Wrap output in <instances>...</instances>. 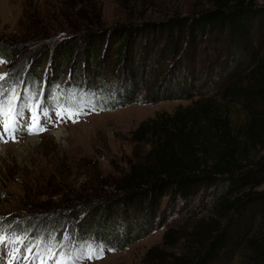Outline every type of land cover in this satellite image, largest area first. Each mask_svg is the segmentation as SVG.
I'll return each mask as SVG.
<instances>
[{
    "label": "rangeland",
    "instance_id": "1",
    "mask_svg": "<svg viewBox=\"0 0 264 264\" xmlns=\"http://www.w3.org/2000/svg\"><path fill=\"white\" fill-rule=\"evenodd\" d=\"M254 1L258 8L264 9V0ZM65 2L0 0L1 42L30 35L37 37V34L44 33L50 35V39H62L71 35L75 27L94 29L99 26L113 29L146 21H165L176 13L189 16L199 9L197 0H85L86 5L81 14L85 18H82L68 9ZM66 14L72 17L69 23V18L65 20ZM238 39L231 34V30L220 27L202 43L189 42L177 53L174 39L166 34L150 40L148 48H144L143 42L139 40L124 64L116 62V40L109 44L110 50L105 56L102 52L90 55L83 50L85 42H78L74 58H66L65 53L63 58L56 56L46 61L40 69L38 65L29 66L31 74L23 76L12 85L4 86L8 90L5 95H10L12 89L23 99L38 95V102L45 108L52 106L51 109H45L51 120L45 123L41 116V125L46 130L38 134L24 131L15 140L11 137L6 138L7 142L0 140V227L10 219L18 222L37 207H59L63 199L72 198L69 197L72 190L85 196L98 192L101 198L96 200L97 206L104 205V208H99L100 211L92 209L73 212L77 213V218H72L80 225L77 237L71 236L73 232L66 227L61 234L51 236L55 240L47 237L45 241L56 244V248H59V244H65L64 252L73 258L78 253L86 252L90 243L93 246L103 245L99 258L81 260L79 264H144L146 252L160 244L168 226L180 225L185 215H173L163 221L156 219V226L149 234L134 239L138 236L136 232L144 225L143 214L133 209L122 212V207L109 213L108 209L121 197L111 185L116 183L122 173L128 171L130 159L135 151L139 152L142 148L134 142V133L141 123L155 119L162 112L173 114L179 106H189L199 98L215 97L220 101L221 92L229 86L231 80L244 78V73L264 53V13L261 18L251 21L247 31L240 32ZM166 43L168 45L163 47ZM20 65L17 61L11 68L6 63L0 64V74L14 73ZM135 71L137 73H133ZM120 74L126 81L122 83L125 89L140 75L142 88H137L138 96L145 94L150 97L152 93L154 98L156 91L162 92V97H166L167 93L180 92L185 97L153 104H135L111 112L101 111L96 106L93 109L92 105L81 103L79 115L75 114V110H71V118H57L53 115V110L60 111L61 105L79 103L80 90H89L86 88L90 86L89 82L95 86L101 81L100 76L109 79L108 75H112L121 79ZM42 85L45 90L43 95ZM95 88L100 91L101 86ZM96 89L94 91L98 92ZM230 107L233 123L236 126L244 124L247 118L243 108L234 105ZM253 110L258 115H264V103L257 104ZM25 115H29L27 110ZM59 131L63 132L62 136L57 134ZM261 150L259 154L258 151H252L253 162L264 156ZM257 184L255 190L263 191L264 184ZM246 190L237 194L243 196ZM57 192L61 194L53 195ZM202 195L204 201L210 196L208 192L199 191L195 203ZM166 205L167 199L163 200L161 208L164 209ZM262 210L261 204L248 208L242 220L245 230H256ZM123 225L133 230L130 236L134 241L117 249L116 242L123 239L120 232ZM9 228L7 226L4 229L8 231ZM240 228H237L236 240L229 242L228 249L213 264H237L241 261L242 243L239 234L240 237L244 234ZM29 234L21 235L36 239ZM65 236L70 239L64 240ZM15 247L14 244L0 246V264H40V261H33L31 256L25 259L14 255L12 250ZM37 251L42 252V258L45 257L42 249H34L32 255ZM68 264H71V260Z\"/></svg>",
    "mask_w": 264,
    "mask_h": 264
},
{
    "label": "trees",
    "instance_id": "2",
    "mask_svg": "<svg viewBox=\"0 0 264 264\" xmlns=\"http://www.w3.org/2000/svg\"><path fill=\"white\" fill-rule=\"evenodd\" d=\"M65 1L68 9L78 17L84 12L85 0ZM197 3L199 9L195 14L181 16L176 13L161 22L146 21L113 29L75 27L71 35L62 39L55 37L52 40L44 33L14 41L0 40V56L5 63L10 68L16 61L21 64L17 71L14 68V73L9 74L4 86L31 74L33 65L42 68L53 57L63 58L66 53V58H74L78 42H85L83 50L90 55L102 52L105 56L110 50L109 44L116 40V62L124 64L139 40L144 48H148L150 40L166 34L174 39L177 53L189 42L202 43L220 27L231 30L239 41L240 32L247 31L251 21L261 18L264 13L254 0H197ZM200 7L204 8L200 10ZM68 15H65V20L69 18V23L72 17ZM98 21L100 23L99 18ZM108 78L100 76L101 81L95 86L89 82L90 86H86L89 90H80L79 100L85 101V105H95L101 111L111 112L135 104L185 97L181 92L167 93L162 97L163 93L156 91L154 98L152 93L150 97L145 94L138 96L137 88H142L140 75L126 89L122 84L124 76L119 79L108 75ZM96 86H101L100 91ZM44 93L42 85V95ZM221 95L220 101L215 97L199 98L189 106H179L173 114L162 112L155 119L141 123L134 133V142L142 148L135 151L130 159L128 171L111 185L121 197L108 209L109 213L122 207V212L133 209L143 214L144 225L134 239L149 234L156 226V219L163 221L173 215H185L180 225L168 226L160 244L146 252L144 264H213L220 260L229 242L236 240L237 228L240 227L244 236L239 234L242 248L241 261L237 264H264V190H255L257 182L264 184V156L256 162L251 156L253 150L258 154L261 149L264 151V115L253 110L257 104L264 103V53L244 73V78L231 80ZM232 105L246 112L244 124L236 126L233 123ZM246 188L248 190L243 196L238 195ZM199 191L208 192L210 196L205 201L203 195L199 196L195 203ZM71 192L69 197L72 198L63 199L59 207H37L18 222L10 219L1 227L9 226L8 234L29 232V236L43 240L61 234L68 227L73 232L71 236L77 237L80 225L75 221L77 213L73 212L100 211L99 208L105 206H97L96 200L101 198L98 192L88 196L75 190ZM165 199L167 205L163 209L161 204ZM254 204L263 205V210L256 230H245L242 220ZM121 227L123 239L116 242L117 249L134 241L130 236L133 230L126 225Z\"/></svg>",
    "mask_w": 264,
    "mask_h": 264
},
{
    "label": "snow or ice",
    "instance_id": "3",
    "mask_svg": "<svg viewBox=\"0 0 264 264\" xmlns=\"http://www.w3.org/2000/svg\"><path fill=\"white\" fill-rule=\"evenodd\" d=\"M5 62L3 57L0 56V64ZM8 77V73L0 74V140L7 142V137L15 140L24 131L32 134L45 131L46 129L41 125L40 118L43 116L44 122L48 123L51 117L45 107L38 102L39 96L33 94L27 99H23L14 89L10 90V95H5V91L8 90L5 89L4 82L7 81ZM31 101H37V103L33 104ZM84 102L83 100L79 103L68 102L66 106H60V111L54 109L53 115L57 118H71V110H75V114L79 115L80 104ZM92 107L94 109L95 105H92ZM26 110L29 113L27 117L25 115ZM63 239L69 240L70 237L65 236ZM50 240H55V237H51ZM7 244L16 245L12 250L14 255L23 256L25 259L31 256L33 261H40V264H47L48 260H51L52 264H68L70 260L71 264H79L81 260H91L93 257L99 258V254L103 252V245L93 246L90 243L87 245L86 252L78 253L73 258L64 252L65 244H59V248H56V244H50V241L33 240L30 237L15 233L8 234L6 229L0 227V246ZM34 249H42L43 253L46 254L45 257L42 258L41 251H37L35 255H32Z\"/></svg>",
    "mask_w": 264,
    "mask_h": 264
},
{
    "label": "bare ground",
    "instance_id": "4",
    "mask_svg": "<svg viewBox=\"0 0 264 264\" xmlns=\"http://www.w3.org/2000/svg\"><path fill=\"white\" fill-rule=\"evenodd\" d=\"M57 134H59V136H62V135H63V132H60V131H59Z\"/></svg>",
    "mask_w": 264,
    "mask_h": 264
}]
</instances>
